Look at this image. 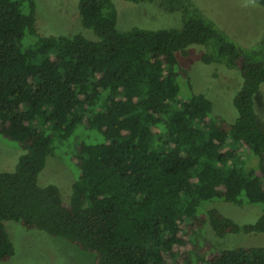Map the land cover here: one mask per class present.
<instances>
[{
    "label": "trees",
    "instance_id": "trees-1",
    "mask_svg": "<svg viewBox=\"0 0 264 264\" xmlns=\"http://www.w3.org/2000/svg\"><path fill=\"white\" fill-rule=\"evenodd\" d=\"M125 1L179 13L181 25L120 30L114 0H80L95 38L42 36L35 0H0V138L22 150L0 170V261L15 255L5 222L16 221L92 264H264V244L215 249L204 233L208 223L219 238L264 233V34L244 48L193 0ZM191 45L240 72L234 121L194 92L180 59ZM57 151L77 170L68 202L39 183ZM214 200L262 213L239 223Z\"/></svg>",
    "mask_w": 264,
    "mask_h": 264
},
{
    "label": "rangeland",
    "instance_id": "rangeland-1",
    "mask_svg": "<svg viewBox=\"0 0 264 264\" xmlns=\"http://www.w3.org/2000/svg\"><path fill=\"white\" fill-rule=\"evenodd\" d=\"M35 1L36 27L40 35L71 36L82 33L95 38L82 24L79 15L80 0ZM193 1L240 47L252 48L258 45L264 34L263 5L253 0ZM114 2L119 9L120 30L135 26L159 29L181 25L179 13L164 12L155 3L134 4L125 0ZM204 51L199 45H191L189 54L180 56L181 63L189 69L194 92L204 93L212 100L213 114L234 121L237 117L234 97L242 85L240 72L221 63L203 62L201 55ZM182 94H189L184 82ZM255 103L260 117L264 119V84L255 96ZM21 153L22 150L13 143L0 138V170H14ZM76 178V168L68 162L67 156L57 151L48 157L46 166L39 175V183L56 184L61 189L64 200L68 202ZM208 207H217L239 223L254 222L262 213L259 206L238 205L222 200H214ZM5 225L15 244L16 252L10 260L0 261V264H92L94 261L93 254L80 250L63 238H52L38 229H26L16 221H6ZM204 233L215 249L264 244V233H238L219 238L214 235L209 223Z\"/></svg>",
    "mask_w": 264,
    "mask_h": 264
}]
</instances>
